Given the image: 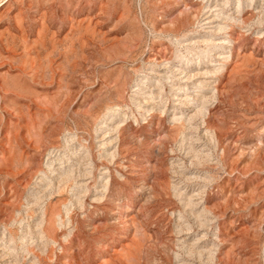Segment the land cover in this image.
<instances>
[{
  "label": "rangeland",
  "instance_id": "obj_1",
  "mask_svg": "<svg viewBox=\"0 0 264 264\" xmlns=\"http://www.w3.org/2000/svg\"><path fill=\"white\" fill-rule=\"evenodd\" d=\"M0 264H264V0H0Z\"/></svg>",
  "mask_w": 264,
  "mask_h": 264
},
{
  "label": "bare ground",
  "instance_id": "obj_2",
  "mask_svg": "<svg viewBox=\"0 0 264 264\" xmlns=\"http://www.w3.org/2000/svg\"><path fill=\"white\" fill-rule=\"evenodd\" d=\"M190 74L189 73H187V76H189ZM191 76V75H190Z\"/></svg>",
  "mask_w": 264,
  "mask_h": 264
}]
</instances>
